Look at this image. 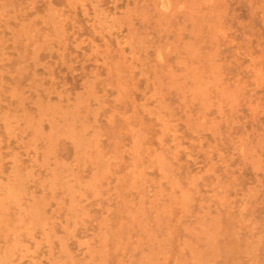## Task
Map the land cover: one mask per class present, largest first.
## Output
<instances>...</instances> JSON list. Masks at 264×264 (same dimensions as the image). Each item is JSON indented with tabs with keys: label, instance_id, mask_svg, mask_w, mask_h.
<instances>
[{
	"label": "rangeland",
	"instance_id": "rangeland-1",
	"mask_svg": "<svg viewBox=\"0 0 264 264\" xmlns=\"http://www.w3.org/2000/svg\"><path fill=\"white\" fill-rule=\"evenodd\" d=\"M0 264H264V0H0Z\"/></svg>",
	"mask_w": 264,
	"mask_h": 264
}]
</instances>
